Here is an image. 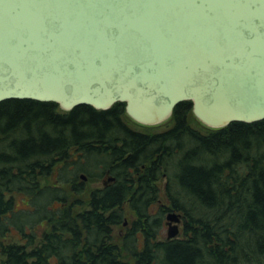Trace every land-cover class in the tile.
Here are the masks:
<instances>
[{
  "label": "trees",
  "instance_id": "obj_1",
  "mask_svg": "<svg viewBox=\"0 0 264 264\" xmlns=\"http://www.w3.org/2000/svg\"><path fill=\"white\" fill-rule=\"evenodd\" d=\"M130 123L124 102H0V264H264V119L210 128L186 100L161 125Z\"/></svg>",
  "mask_w": 264,
  "mask_h": 264
},
{
  "label": "water",
  "instance_id": "obj_2",
  "mask_svg": "<svg viewBox=\"0 0 264 264\" xmlns=\"http://www.w3.org/2000/svg\"><path fill=\"white\" fill-rule=\"evenodd\" d=\"M8 99L124 102L147 126L186 100L210 128L263 120L264 0H0ZM167 218L176 238L180 215Z\"/></svg>",
  "mask_w": 264,
  "mask_h": 264
},
{
  "label": "rangeland",
  "instance_id": "obj_3",
  "mask_svg": "<svg viewBox=\"0 0 264 264\" xmlns=\"http://www.w3.org/2000/svg\"><path fill=\"white\" fill-rule=\"evenodd\" d=\"M130 125L133 127V128H136L138 130H142L144 129V126H140V125H137L135 123H130ZM193 125L196 126L197 128L201 129L202 131H204L203 128L200 124H198L196 121H193ZM166 128V126L164 127H155V128H151V131L154 132V131H160L162 129ZM82 174V173H81ZM83 180H85V182H87L88 184H86V187L87 190L91 189V188H94V187H97V186H102L104 184H106V182L103 180H98V181H92V182H89L88 179H85V178H82ZM164 183H165V179H162L160 181V185L162 187V196L164 197ZM49 198L48 196H45L43 198L40 199V201H48ZM18 207L21 208L23 207V203L21 202V200L19 199L18 201ZM172 211H175L177 212L179 215H180V218H181V221L178 223L179 224V228H180V233L179 235L182 233V229H183V214L180 212V211H177V210H172ZM172 211H169L166 213L165 215V220H164V224H163V227H162V233H163V237H167L168 235V229H169V224H168V214ZM125 225H117L116 228H115V233H114V243L118 244V245H121L122 244V235L124 234L125 232Z\"/></svg>",
  "mask_w": 264,
  "mask_h": 264
},
{
  "label": "bare ground",
  "instance_id": "obj_4",
  "mask_svg": "<svg viewBox=\"0 0 264 264\" xmlns=\"http://www.w3.org/2000/svg\"><path fill=\"white\" fill-rule=\"evenodd\" d=\"M82 174H84V173H82ZM82 174H81V176H82ZM85 175V174H84Z\"/></svg>",
  "mask_w": 264,
  "mask_h": 264
}]
</instances>
